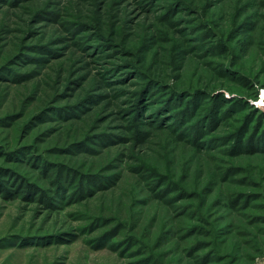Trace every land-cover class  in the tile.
Returning <instances> with one entry per match:
<instances>
[{"label":"rangeland","instance_id":"374dc122","mask_svg":"<svg viewBox=\"0 0 264 264\" xmlns=\"http://www.w3.org/2000/svg\"><path fill=\"white\" fill-rule=\"evenodd\" d=\"M261 111L264 0H0V264H264Z\"/></svg>","mask_w":264,"mask_h":264},{"label":"trees","instance_id":"16d2710c","mask_svg":"<svg viewBox=\"0 0 264 264\" xmlns=\"http://www.w3.org/2000/svg\"><path fill=\"white\" fill-rule=\"evenodd\" d=\"M235 76L240 78V75H235ZM242 80L245 81V79H242ZM215 97H217L214 100V103L216 105L222 104L225 100L223 94L217 95ZM185 101L190 102L191 100L186 99V97H185ZM221 101H223V102H221ZM235 101L237 103L239 101V99L235 98L234 100L229 101V103L233 104ZM241 105L246 106L244 103V100H242ZM185 106H186V108L189 107L188 103ZM194 106H195V103H194ZM187 109H190V108H187ZM253 114H255V113H253ZM259 114L260 115H258V122L261 124V126L259 127V125H256L255 127H253V129L249 133H247V131H245V133H244V130H243V134L240 135L239 138H236L232 143V144L236 143V146H235L236 148H238V149L243 148L244 150L246 149L250 153L264 152V112L261 111V113H259ZM209 116H211V115H209ZM207 118L209 119V117H207ZM241 130L242 129H240V131ZM1 180H3V179L1 178ZM0 186L3 189H5V187H3V182L2 183L0 182Z\"/></svg>","mask_w":264,"mask_h":264}]
</instances>
